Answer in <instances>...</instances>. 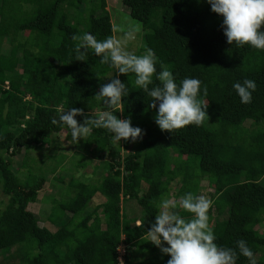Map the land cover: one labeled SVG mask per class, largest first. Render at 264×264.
Listing matches in <instances>:
<instances>
[{"label": "trees", "instance_id": "obj_1", "mask_svg": "<svg viewBox=\"0 0 264 264\" xmlns=\"http://www.w3.org/2000/svg\"><path fill=\"white\" fill-rule=\"evenodd\" d=\"M31 1L0 0V264H118L119 245L122 264H165L169 257L147 242L145 232L159 200L192 192L199 176L218 197L207 213L215 243L236 250L235 264H248L236 249L243 239L256 264H264V233L257 226L264 221V50L226 43L222 17L205 0H120L145 30L142 50H153L157 72L163 65L177 83L185 77L201 82L207 116L199 126L161 131L134 74H120L129 93L122 97L123 111L114 114L129 118L143 138L113 143L110 133L95 128L75 142L66 127L51 121L58 109L94 115L105 107L94 94L115 70L91 50L76 60L72 36L89 32L103 40L113 34L106 1ZM246 78L256 89L242 104L232 84ZM75 119L82 123L81 116ZM63 134L79 146L71 151V167L57 158L42 170V159L28 158L16 175V155L26 158L35 149L53 157ZM182 164L193 172L179 173ZM86 167L98 174L95 181L68 171ZM50 173L42 220L54 230L40 226L27 207L39 200ZM172 182L179 186L171 193ZM128 200L139 205L137 215L123 213L121 203Z\"/></svg>", "mask_w": 264, "mask_h": 264}, {"label": "clouds", "instance_id": "obj_2", "mask_svg": "<svg viewBox=\"0 0 264 264\" xmlns=\"http://www.w3.org/2000/svg\"><path fill=\"white\" fill-rule=\"evenodd\" d=\"M199 2V0H198ZM210 10L222 17L221 28L226 43L241 47L247 44L257 50H264V0H205ZM138 26H129L119 35H110L98 40L93 34L83 32L73 35L77 41L76 60L84 61L88 50L99 58L101 64L107 63L115 70L109 82L101 84L94 94L97 101L105 107L94 115H85L82 109L71 107L58 109L59 123L70 132V138L77 142L91 134L92 129H104L110 133L113 143L136 142L143 138L141 128L132 126L129 118H118L114 113L122 112V97L128 95L125 83L118 78L120 74H134V84L150 97L149 108H155L154 123L161 131L171 133L189 124L199 126L206 115L207 105L200 98L206 92L197 78L185 77L177 83L173 74L161 65L156 70L157 57L150 48L137 55L134 42ZM159 83L153 84V77ZM151 85V87H149ZM232 88L242 104L251 102V92L255 91V81L243 79L234 82ZM81 116L82 123L75 117ZM158 209L154 222L145 232L147 242L157 247L161 254L169 258L165 264H235L237 252L233 248L219 246L208 223L210 200L205 195L186 192L178 198L169 194L156 204ZM181 210L190 213L185 219ZM236 249L247 258L248 264H256L254 254L243 239L237 240ZM118 264H122V251L117 250Z\"/></svg>", "mask_w": 264, "mask_h": 264}, {"label": "rangeland", "instance_id": "obj_3", "mask_svg": "<svg viewBox=\"0 0 264 264\" xmlns=\"http://www.w3.org/2000/svg\"><path fill=\"white\" fill-rule=\"evenodd\" d=\"M36 1L38 3L39 0H36ZM36 1L32 0L31 2H29V4H37ZM105 1H106V9H108V12H109L110 23L112 25V33H113L112 35H119L120 32H122L123 30H126L129 26H132V25L138 26L139 31L137 33L136 41L134 42L133 46L135 47V51H136L137 55L143 54V52H144L142 50L143 49V36H144L145 30L143 29L141 23H139L135 19H132L128 15L127 8L122 5L120 0H105ZM33 2H35V3H33ZM3 3H4V0H3ZM107 4H108V6H107ZM66 43L73 44V42H70V41H66ZM5 46H6V44H5ZM5 46H3V47H5ZM248 123H249V121L245 122L246 125H248ZM63 136H64V134L60 135L59 138L57 139L61 145H60V147H58L56 149V152H55L53 157H47L46 154L42 155V153H40L39 150H35V149L27 151L26 152V158H24L25 153L23 154L22 152L20 154L16 155L13 158L12 166H11V168L16 171V175L19 177V175L25 169V165L27 163L28 158L39 159V160L42 159L44 161L43 166H42L43 167L42 170L46 169L45 163L46 164L49 162L51 163V161H54L57 158H58V160L64 162L65 167H69L71 164L69 162L71 151L74 148H79V146L77 147L74 144H72L70 141L65 140V137H63ZM67 147H69V148H67ZM72 159L75 160L76 158L74 157ZM51 164H53V162ZM184 164H182L183 166H181L179 173L188 174V175L191 174L193 172V166H186ZM77 169L76 170L69 169L68 171H70V170L74 171L75 175L82 173L90 181H95L96 177L98 176V174H91L90 173V167H86V169H80V168L78 170ZM51 177H53L51 173L46 176V181L44 182V184H43V186H42V188L38 194L39 200L36 202L28 203L27 207H28V209H30L31 211H33L34 213H36L39 216V223L38 224L40 226L46 225L49 229L54 230L56 228L54 225L50 224L49 222H47L45 220H42L43 216L47 214V211L49 208L48 204L43 202V195H44V192L46 193V192L50 191V188H51L50 178ZM63 182L64 183L66 182V178L64 179ZM170 185H172V188H173L170 191L171 193L173 191L175 192L176 188L179 186V184H175L173 182ZM190 188H191V191L193 193H197L196 195H200V194L205 195L210 200V206L214 207L213 206L214 202L217 201L218 197L211 195V193H213V186L209 185L208 181H206L203 178H200V176H199V178H195L192 180ZM218 202H220V199ZM1 207L2 206L0 205V208ZM121 208H122L123 213L129 217L137 215L139 213V210H140V207L135 202V200L123 201L121 203ZM257 226H258V230L260 232L264 233V221L262 223L258 224ZM117 250L119 252H121L122 246L119 245Z\"/></svg>", "mask_w": 264, "mask_h": 264}, {"label": "crops", "instance_id": "obj_4", "mask_svg": "<svg viewBox=\"0 0 264 264\" xmlns=\"http://www.w3.org/2000/svg\"><path fill=\"white\" fill-rule=\"evenodd\" d=\"M107 6H108V4H107ZM108 10V9H107Z\"/></svg>", "mask_w": 264, "mask_h": 264}]
</instances>
